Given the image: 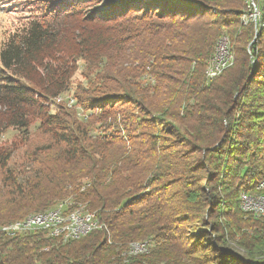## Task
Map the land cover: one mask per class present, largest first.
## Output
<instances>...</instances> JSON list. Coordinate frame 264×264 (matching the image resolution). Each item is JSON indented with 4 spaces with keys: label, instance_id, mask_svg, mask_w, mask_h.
<instances>
[{
    "label": "trees",
    "instance_id": "1",
    "mask_svg": "<svg viewBox=\"0 0 264 264\" xmlns=\"http://www.w3.org/2000/svg\"><path fill=\"white\" fill-rule=\"evenodd\" d=\"M247 6L46 0L5 36L0 135L18 139L0 143V226L62 200L108 232L63 242L0 231V264H264V217L239 205L264 178L263 79L250 94L264 29L241 21ZM221 36L233 63L206 83ZM72 88L87 114L48 108ZM134 241L148 252L129 254Z\"/></svg>",
    "mask_w": 264,
    "mask_h": 264
},
{
    "label": "bare ground",
    "instance_id": "2",
    "mask_svg": "<svg viewBox=\"0 0 264 264\" xmlns=\"http://www.w3.org/2000/svg\"><path fill=\"white\" fill-rule=\"evenodd\" d=\"M255 19L257 24V15L255 13ZM223 41V47L227 57L223 58L219 65V72L216 74V67H213V60H217L218 48L217 46ZM233 63V54L231 52L228 38L226 36H221L214 48L213 55L207 62L205 68V82H210L220 75L226 68H228ZM264 183V178L261 180L257 186V192L254 194L241 193L240 203L241 209L247 213H252L255 216L264 215V187H260ZM65 205V206H64ZM61 210L56 216L52 218L56 212ZM44 219H49V221H42ZM95 220V222H93ZM34 225H32V223ZM89 222L92 225L89 226ZM100 222L95 217L93 212H85L81 208L68 209L66 202L57 203L55 207L38 213L29 214L22 219L15 220L13 222L4 224L0 226V231L6 233L9 236H15L20 234V232H6L7 230H26L28 225H31V233L34 232H44L45 235L56 238L63 242L78 239L94 229L100 228ZM103 226V225H102ZM80 227L81 230H78ZM28 232V233H30ZM76 232V233H75ZM74 233V234H73ZM147 241L133 242L129 245L130 252L132 254L136 253H147L149 244Z\"/></svg>",
    "mask_w": 264,
    "mask_h": 264
},
{
    "label": "rangeland",
    "instance_id": "3",
    "mask_svg": "<svg viewBox=\"0 0 264 264\" xmlns=\"http://www.w3.org/2000/svg\"><path fill=\"white\" fill-rule=\"evenodd\" d=\"M44 1H46V0H0V43L3 42L5 36L8 33H10L13 30L19 29L23 24H25V22H27V20L38 15L39 11L41 10L40 4L41 3L44 4ZM258 2H262V0H248V6L246 8V13H244L242 15L241 21H243L244 24H246L247 22H252L254 24V26L259 24V26L261 25V27L264 29V22L258 23L259 8H260V5ZM94 3L95 2H92V4H94ZM253 12H255L257 15V24L256 25L252 20H249V17H248V14L253 13ZM206 17H209V16H206ZM216 22H220V19H218V21H216ZM256 40H258L257 36L254 38L253 41L256 42ZM263 42H264V31H263L262 37L258 41V45L262 46ZM214 48H215V46H214ZM213 52H214V50H213ZM207 62H208V60H207ZM251 62L253 63V61H251ZM206 66H207V63H206ZM204 73H205V70H204ZM74 77L77 81H79V82L82 81L83 83H85L84 78H82L78 73ZM74 77H73V81H74ZM262 79L264 80V77H262V75L256 76V81L252 85V89L250 91L251 92L250 94H253L257 90H260L262 88L261 83H260V82H262ZM256 82H259V83H256ZM47 104H48V108H51V110H53L56 107V105L62 104V105H65L67 108H70V109H73L74 111H76L78 113V115L83 114V113L87 114V111L84 110L83 107H81L79 105V103H77L76 99L74 98L73 88L69 91H66V92L58 95L57 98H54V100L48 101ZM38 124H39L38 119L31 118L30 131H33L37 127ZM96 126H98V125H96ZM97 129H99V128H97ZM17 136H18V134L16 131L8 129L0 135V143L2 145L10 144L11 142H14L16 139H18ZM60 202H66V201H62V200L58 201L54 204L53 207H55L56 204L60 203ZM239 205H240V195H239ZM77 208H80V207H77ZM47 210H49V209H47ZM83 211H85V210L83 209ZM40 212H42V211H40ZM85 212H87V211H85ZM243 212L245 213V211H243ZM36 213H38V212H36ZM30 214H33V213H30ZM246 214H248V213H246ZM262 217H264V215H262ZM101 224H103V223H101ZM102 228H106V226L104 225V227H102ZM97 229L98 230H104V231L108 232V227H107V229H100V228H97ZM137 242H140V241H137ZM131 243H133V242H131ZM128 252H129V254H132L130 252L129 246H128ZM137 254H141V253H136L133 255H137Z\"/></svg>",
    "mask_w": 264,
    "mask_h": 264
},
{
    "label": "built area",
    "instance_id": "4",
    "mask_svg": "<svg viewBox=\"0 0 264 264\" xmlns=\"http://www.w3.org/2000/svg\"><path fill=\"white\" fill-rule=\"evenodd\" d=\"M248 17H249V20H252L256 25L255 12L248 14ZM217 48H218V57H217V60H213V67H216V74L219 72V65L222 62L223 58L227 57V53H225V50L223 47V41L220 42V44L217 46ZM214 76L215 75H213V77ZM213 77L210 79V81L213 79ZM260 187H264V183H262ZM60 212H61V210L56 212L54 215H52V218ZM42 221H49V219L43 218ZM93 222H95V220H93ZM34 223L35 222H33L32 225H34ZM90 225H92V222H89V226ZM102 225L103 224H100V229H102ZM78 230H81L80 227H78ZM30 231H31V225H28L26 230H7L6 232H20V234H25V233H28ZM146 244H149V242H146Z\"/></svg>",
    "mask_w": 264,
    "mask_h": 264
}]
</instances>
